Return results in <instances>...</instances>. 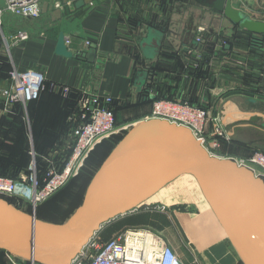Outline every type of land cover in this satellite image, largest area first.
<instances>
[{
	"label": "crops",
	"instance_id": "obj_1",
	"mask_svg": "<svg viewBox=\"0 0 264 264\" xmlns=\"http://www.w3.org/2000/svg\"><path fill=\"white\" fill-rule=\"evenodd\" d=\"M231 1L251 18L264 21V0ZM120 2L43 0L36 18H23L0 7V55L3 57L0 63L8 67L7 76H2L0 81L3 87L0 93L10 85L9 72L14 68L39 71L44 77L37 102L8 104L0 95V161H10L15 169H21L20 174H27L29 165L23 162L22 138H29L31 161L33 152L34 157L35 153L39 154L45 163L52 160L57 163L70 155L72 136L66 130L67 111L60 97L64 86L79 91L80 96L82 91L110 96L114 100L112 107L121 138L135 124L150 117L153 99L160 90L166 92L169 88L176 98L193 100L208 110L207 130L218 127L220 132L209 135L207 146L213 154L241 163L254 151L263 150L264 77L260 81L263 88L256 92L259 96L245 87L241 76L244 73L245 77L248 71L245 65L250 54L247 32L235 27L221 13L193 0H166L167 10L160 7L161 0H139L131 5L138 8L133 12ZM223 25H228L229 30L235 27L232 36L240 33L244 38L230 37L227 41L220 27ZM199 28L222 39L204 46V36L196 42ZM21 31L27 33L28 39L15 42L13 36ZM60 32L69 38L67 47L73 57L55 53ZM86 40L90 41L89 46L84 45ZM117 42L130 45V52H116ZM195 43L199 50L194 47ZM148 48L153 51L151 55L146 53ZM204 53L208 55L207 62L202 61ZM232 62L243 66L231 73L227 65ZM73 114L79 115L74 112L68 117L71 128L75 125L70 118ZM101 143L90 151L85 162L96 155V150L103 155L104 149H99ZM40 169L36 167V173H41ZM176 181L164 186L136 210L105 225L98 232L101 240L112 238L127 227L142 226L143 221H133L130 216L145 211L149 224L145 227L158 234L172 231L177 234L179 245L172 244L171 237L165 240L183 264H237L226 245L228 234L210 205L224 234L218 231L213 216L185 212L181 206L186 201L166 204ZM156 205L166 209H148Z\"/></svg>",
	"mask_w": 264,
	"mask_h": 264
},
{
	"label": "water",
	"instance_id": "obj_2",
	"mask_svg": "<svg viewBox=\"0 0 264 264\" xmlns=\"http://www.w3.org/2000/svg\"><path fill=\"white\" fill-rule=\"evenodd\" d=\"M193 1L264 37V21L235 8L231 0ZM114 49L126 54L131 46L117 42ZM55 53L73 57L63 32ZM181 175L194 176L228 236L255 264H264V179L213 154L189 129L152 118L135 124L117 142L91 178L82 205L63 224L42 222L35 207L26 213L0 198V248L32 264H69L105 225Z\"/></svg>",
	"mask_w": 264,
	"mask_h": 264
},
{
	"label": "built area",
	"instance_id": "obj_3",
	"mask_svg": "<svg viewBox=\"0 0 264 264\" xmlns=\"http://www.w3.org/2000/svg\"><path fill=\"white\" fill-rule=\"evenodd\" d=\"M43 0H5L4 10L23 18H36L40 15ZM204 28L198 29L201 40ZM15 42L28 39L26 32H17L13 36ZM65 37V44H69ZM224 44V41L222 42ZM85 46L90 41L84 42ZM194 52L197 54V51ZM199 54V53H198ZM10 85L1 90L5 103H26L38 98L42 89L43 74L39 71L26 69L9 72ZM70 87H63L66 95ZM112 98L81 92L78 100V114L70 118L75 121L72 128V147L70 155L60 163L48 161L42 181L36 173L35 161L28 168L29 174H19L17 179L0 176V198L14 197L36 207L49 196L64 187L83 166L90 151L106 136L119 133L115 115L107 107ZM149 118L162 119L175 125L183 126L191 131L193 136L208 150L209 135L218 134L219 128L207 130L208 110L204 106L193 104L188 100L158 99L152 102ZM216 144L214 143L213 146ZM210 151V150H209ZM34 157V152H33ZM241 165L250 169L256 176L264 179V151L256 150ZM159 211H164L165 207ZM157 209V208H156ZM137 232H146L151 236L152 249L149 252L143 248H130L127 245L130 236ZM10 260L16 256L6 252ZM29 262V261H28ZM29 264H32L29 262ZM34 264V263H33ZM69 264H183L173 248L162 237L154 232L136 228L125 229L112 238L102 241L97 234L83 246Z\"/></svg>",
	"mask_w": 264,
	"mask_h": 264
},
{
	"label": "rangeland",
	"instance_id": "obj_4",
	"mask_svg": "<svg viewBox=\"0 0 264 264\" xmlns=\"http://www.w3.org/2000/svg\"><path fill=\"white\" fill-rule=\"evenodd\" d=\"M120 1H121L120 3L122 6L127 5V8H130V10L132 12L134 10L138 9V8H134L131 5L133 3L134 4L139 3V0H120ZM164 4H166L165 1H164ZM167 8H168V5L166 4L165 10H167ZM219 16H221V15H219ZM214 23H217V22L214 21ZM217 25H218V23L216 24V27H217ZM220 27L222 29V34L226 39H229L230 37L231 38L234 37V36H232V33L236 31L235 27L231 28V30H229L228 25H223ZM240 37H244V36H240ZM152 52L153 51H151L150 48L146 49V53L151 55ZM2 60H3V57L0 55V61H2ZM251 61H253V57L250 54H248L247 64L245 63L246 70H248L247 73L257 72L254 69L255 67L253 68L251 66V64L249 63ZM227 66L229 67V71L231 73H235L234 69H237V67H239V66L242 67L243 64L242 63L238 64L237 62H232ZM250 66H251V68H249ZM0 75H1V72H0ZM241 76H243V78H242V81H243L244 73L241 74ZM2 79L3 78L0 77V81ZM250 79H251L250 77H247V82L250 81ZM235 83H236V81H235ZM236 84H239V83L237 82ZM0 87L3 88L2 86H0ZM245 87H247L249 90H251L249 82H248V85L246 84ZM255 94L256 93H254V95ZM256 95L260 96V94H256ZM0 102H1V99H0ZM116 135L122 136V134H120V133L112 134V135L106 136L100 142H103V141H109V142L111 141L112 142V138L115 137ZM29 152H30V149H29L28 153ZM30 164H31V160H30V162H28L29 166H30ZM29 166H28V168H29ZM83 166H84V164H83ZM82 167L79 169L78 172H76V174L73 176L72 180L69 182L68 185H66L64 188H62L58 192H56V194L54 196H52L50 199H48L46 202L38 205V207L40 208L39 213H38L39 216L37 215L38 220H40L42 222H48L51 224H63L70 215H72L77 209L80 208V206L82 205V202H83L86 187H87V185L91 179V175L93 174V171H94L93 170L94 168H93L92 170H86V171L81 172ZM191 176H180L179 179L176 178L177 181L173 183V186H172L173 191H172V193H170V195H168L169 197L167 199L166 204L172 203L175 200H176V202H181L184 200L186 202H184L183 204L182 203H177V204H179V205L182 204L181 207L183 210H185V212H189L191 214L192 213H199V216L211 215L214 217L215 224L218 225L216 217L214 216L209 204L203 199L204 195L202 193L201 188L199 187L194 176H192V177ZM169 187L167 189L168 192H170V188H171V187L170 188ZM10 204H12L13 206L17 207L18 209H20L26 213H30V209H32V206L30 204L25 203L23 201L12 202ZM161 206L162 205H156L154 208L152 206L148 209L151 211H154L157 208V211H159L162 208ZM164 207L166 209V206H164ZM155 214L157 215L158 212H155ZM157 221H159V220H157ZM145 225H149V224L143 223L142 226L127 227L126 229H129V228H136L138 230L139 229H142V230L145 229V230H148V231H151V232L158 234V231H154L150 227L149 228L145 227ZM153 225H155V224L153 223ZM152 227H154V226H152ZM155 227H156V225H155ZM218 227H219L218 231L220 233L224 234L222 228L219 225H218ZM159 235L162 237V239L165 242H166L165 237H168V238L171 237L170 239L173 241L172 244L174 243V245H176V246L179 245V240H178L179 238H178L177 234H175L174 231L169 232V233L161 232V233H159ZM107 236L109 237V235H107ZM231 239L233 240L234 238H232V236H230V237L228 236V239L226 241V245H227L228 251H230L231 257L233 258L234 261H237V264H244L243 260L240 258V255H239L240 251H242L241 250L242 248L240 249V246L236 243V241L232 242ZM237 247H239V248H237ZM0 264H29V262L25 259L20 258V257H15V258H13V260H10V258L7 256V254L2 252V253H0Z\"/></svg>",
	"mask_w": 264,
	"mask_h": 264
},
{
	"label": "trees",
	"instance_id": "obj_5",
	"mask_svg": "<svg viewBox=\"0 0 264 264\" xmlns=\"http://www.w3.org/2000/svg\"><path fill=\"white\" fill-rule=\"evenodd\" d=\"M164 1L166 3V0H161V2L159 3L160 7H162L163 9H165V5H166V4H164ZM169 1L170 0H168V2ZM167 5L169 6V4H167ZM135 21H137V20L135 19ZM137 23H139V22L137 21L136 24ZM232 24L235 27H238L239 28V26L237 24H234V23H232ZM245 31L248 34L247 37L249 36L248 37V40H249V43H250L249 52H250V55L253 57V61H251L250 64H251V66L253 68L255 67L254 69L257 72L247 73L246 76L244 77V82L247 85H248V82H249L250 83L251 92H255L256 93V92H260L261 88H263V87H261L260 81L264 77V37L263 36H260V35H257V34H254V33H251V32H249L247 30H245ZM201 35H202V38H203V36H204V38H206V42H204L206 44H203L204 46L213 45V43H214L213 40H215V39H222V37H220L219 35H217L215 33L209 34V30H206ZM233 36L234 37H240V36H243V35L240 34V33H235ZM210 40H212V41H210ZM226 40L228 41V39H226ZM194 47L199 50L198 43H195ZM202 55H203L202 56V58H203L202 61L204 60L205 62H207L208 59H209L208 58V55L206 53H204ZM0 68H1L0 69V72H1L0 77L1 78H3L2 76H5L6 77L7 76V71H8L7 64L0 63ZM201 69H202V67H200L199 70H201ZM202 72H204V71H202ZM199 74H201V71H199ZM247 77H250L251 78L250 81H248V82H247ZM263 80H264V78H263ZM170 91L171 90L169 88H166V92H164V90H160V93L156 96L155 99H153V101L154 100H158V99H167V100H176V99H178ZM40 94H41V91H40ZM40 94H39L38 98L33 99V100H30V101H28V103L37 102L39 100L40 96H41ZM60 94H61L60 97L63 99V102L65 104V108H66V111H67V117H66V127H67V129L66 130L68 131V134L69 133L71 134V131H72V128H71L72 122L69 121L68 117L72 113H74V112H76V114H78V100L80 98V92L77 91V90H75L74 88H71L70 87V90H69V92L66 95L62 94L61 92H60ZM181 100L182 101H185L186 99H181ZM188 101L191 102V103H193V104H197V105H200V106L202 105V104H200L198 102H194L193 100H190V99ZM113 103H114V100L112 99L111 102L107 104V107L109 109H111L113 111V113H114V110H113V107H112ZM120 138H121V136L116 135L115 137L112 138V142L111 141L110 142L109 141H103L100 144V146H99V149H102V148L104 149L103 155H101V154L99 155V153L97 154L98 150H96V155L95 156L91 155L86 160V162L84 163V166L81 169V172L82 171H86V170H92L94 168L93 169L94 170L93 171V174H94V172L98 169V167L103 162L104 158H106L105 157L106 156V153L110 150V148L112 146H114L117 143V141ZM27 139H29V138H22V143H23V146H24V157H23L24 165H28V162H30V160H31V157H30L31 155L28 153V151H29L28 150L29 149V141ZM33 159L35 160L37 170L41 168L40 170L42 172L41 173H37V177L39 178L40 181H42V178L45 175L46 167L48 166V162L45 163V162L41 161L42 160L41 157L39 156V154H36V153H35V157H33L32 160ZM63 160L58 161L57 163H60ZM20 171H21V169H19V168L15 169L12 166V162L6 161L5 163H3L2 161H0V176H7V177H11L13 179H17L18 176H19V174H20ZM25 172L27 174L30 173L29 170H26ZM93 174L91 175V178H92ZM182 176H190V175H182ZM71 180L72 179H70V181ZM69 182L66 185H68ZM64 187H62V188H64ZM61 189H59V190H61ZM55 194H56V192L54 194H52L51 196H49L46 200H44L41 203L46 202L48 199H50ZM3 199L6 200L8 203L20 202L21 201V200H19L17 198L7 197V196L3 197ZM39 209L40 208L37 206L36 207V214L37 215L39 213ZM30 212H31V209H30ZM130 218H134L133 221L140 220V221H143V223H148V220H147V212H145V211H139L137 213L135 212V214H133L132 216H130ZM97 236L99 237L98 234H97ZM110 238H108V239H110ZM108 239H105V240H102V241H106ZM2 252L3 253H6V251L4 249H1L0 248V253H2Z\"/></svg>",
	"mask_w": 264,
	"mask_h": 264
},
{
	"label": "bare ground",
	"instance_id": "obj_6",
	"mask_svg": "<svg viewBox=\"0 0 264 264\" xmlns=\"http://www.w3.org/2000/svg\"><path fill=\"white\" fill-rule=\"evenodd\" d=\"M229 237H230V235H229ZM151 241H152V239H151V236L149 233L137 232L133 236L129 237L127 245H128V247L133 248V249L144 247L146 250H148L150 252L152 249ZM233 241L235 242L234 239L232 240V242ZM237 248H239V247H237ZM239 255H240V258L243 260L244 264H255L243 251H240Z\"/></svg>",
	"mask_w": 264,
	"mask_h": 264
}]
</instances>
